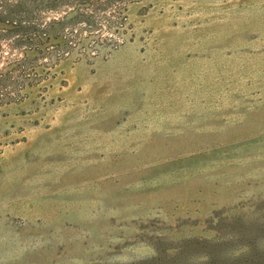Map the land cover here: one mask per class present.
<instances>
[{
	"label": "rangeland",
	"instance_id": "rangeland-1",
	"mask_svg": "<svg viewBox=\"0 0 264 264\" xmlns=\"http://www.w3.org/2000/svg\"><path fill=\"white\" fill-rule=\"evenodd\" d=\"M169 45L180 102L104 112L107 65ZM262 224L264 0H0V264L240 254Z\"/></svg>",
	"mask_w": 264,
	"mask_h": 264
},
{
	"label": "crops",
	"instance_id": "crops-1",
	"mask_svg": "<svg viewBox=\"0 0 264 264\" xmlns=\"http://www.w3.org/2000/svg\"><path fill=\"white\" fill-rule=\"evenodd\" d=\"M168 47L161 57L121 56L107 65L98 81L104 112H111L114 120L126 117L130 121L133 113L147 110L152 103L171 106L180 102L177 90L189 72L188 57L175 50L180 46Z\"/></svg>",
	"mask_w": 264,
	"mask_h": 264
},
{
	"label": "trees",
	"instance_id": "trees-1",
	"mask_svg": "<svg viewBox=\"0 0 264 264\" xmlns=\"http://www.w3.org/2000/svg\"><path fill=\"white\" fill-rule=\"evenodd\" d=\"M20 10V5L12 7L10 14H18ZM232 244L228 240L218 242L196 237L178 243L173 248H158L153 257L135 264H264V239L259 248L247 243V249L240 254L231 250Z\"/></svg>",
	"mask_w": 264,
	"mask_h": 264
}]
</instances>
